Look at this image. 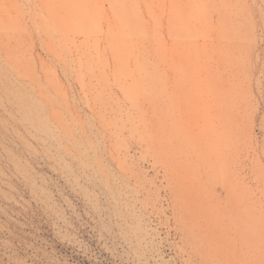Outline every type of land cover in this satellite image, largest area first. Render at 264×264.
<instances>
[{
    "label": "rangeland",
    "instance_id": "374dc122",
    "mask_svg": "<svg viewBox=\"0 0 264 264\" xmlns=\"http://www.w3.org/2000/svg\"><path fill=\"white\" fill-rule=\"evenodd\" d=\"M210 210L264 244V0H0V264H211Z\"/></svg>",
    "mask_w": 264,
    "mask_h": 264
},
{
    "label": "bare ground",
    "instance_id": "6f19581e",
    "mask_svg": "<svg viewBox=\"0 0 264 264\" xmlns=\"http://www.w3.org/2000/svg\"><path fill=\"white\" fill-rule=\"evenodd\" d=\"M209 233H210V255L212 258L211 264H231V262L227 263V260H225V245L224 241L221 239L218 241V247L215 249L214 247V237H213V232L215 231L213 226L214 224V218L212 211H209ZM260 244L257 245H247L242 248L241 253L243 254V257L240 258V264H251L247 258V254H250L248 257L252 258H263L264 256V244L262 243V246H259ZM252 255V256H251ZM254 256V257H253Z\"/></svg>",
    "mask_w": 264,
    "mask_h": 264
}]
</instances>
